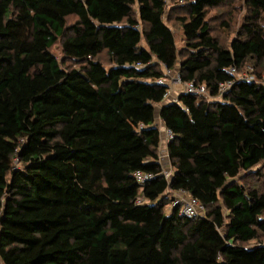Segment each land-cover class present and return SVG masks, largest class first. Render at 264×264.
Instances as JSON below:
<instances>
[{
    "label": "trees",
    "instance_id": "obj_1",
    "mask_svg": "<svg viewBox=\"0 0 264 264\" xmlns=\"http://www.w3.org/2000/svg\"><path fill=\"white\" fill-rule=\"evenodd\" d=\"M224 2H187L180 59L167 0H0V264H264L244 244L264 236V190L237 179L264 161V0H243L229 47L208 19ZM179 63L210 97L165 102ZM249 63L260 82L231 70ZM180 190L202 214L165 211Z\"/></svg>",
    "mask_w": 264,
    "mask_h": 264
},
{
    "label": "rangeland",
    "instance_id": "obj_2",
    "mask_svg": "<svg viewBox=\"0 0 264 264\" xmlns=\"http://www.w3.org/2000/svg\"><path fill=\"white\" fill-rule=\"evenodd\" d=\"M190 0H167V8L165 13V22L167 25L172 29L176 41V46L178 50L181 52L180 59L184 56L186 53L185 47H186V39L184 37L183 31L181 29L180 24L177 22L176 17L181 16L184 14H188V11L186 10L185 6L187 5V2ZM138 3H135L134 10L135 12H138ZM247 13V8L244 5L243 0H225V2L220 5L217 8H210L208 10V19L210 21V24L213 27L212 34L218 38L221 45L224 47H229L231 41L236 37L237 32L242 27L244 17ZM75 20L74 16L69 17L68 21L69 23H72ZM53 53L57 56V58L61 61L63 57V51L61 48L60 43H57L52 48ZM105 64H108V57L103 54L102 57ZM69 65H74V63L70 60L66 61ZM67 64V65H68ZM254 63H249L244 69L242 73H245L247 71H253L254 70ZM176 69H180V63L176 67ZM259 72L262 71V68L259 66L257 68ZM263 74V73H262ZM264 75V74H263ZM264 79V78H261ZM183 85L179 84H171V91L172 94L175 95L180 92H182ZM175 91V92H173ZM159 106L156 108V123L160 127L163 126L160 118H159ZM164 137V136H163ZM165 138V137H164ZM165 151L163 150V146L160 147V156H161V163L167 162V165H164V168L169 171V175H172V167L169 164V160L165 158ZM259 172V174H257ZM238 180H242V183H244L246 186L250 188H259L261 190H264V161L260 163L257 167L253 169L251 173H245L242 172V174L237 178ZM184 198H187V194L182 195ZM166 200H167V206L165 211L167 213L170 212L172 202L176 201L177 195L175 196L174 192L168 191L166 193ZM174 199V200H172ZM181 210V207H180ZM203 212V209H201V214ZM259 242H264V236H261L258 240H253L249 243H244L246 246L252 247L258 244Z\"/></svg>",
    "mask_w": 264,
    "mask_h": 264
},
{
    "label": "built area",
    "instance_id": "obj_3",
    "mask_svg": "<svg viewBox=\"0 0 264 264\" xmlns=\"http://www.w3.org/2000/svg\"><path fill=\"white\" fill-rule=\"evenodd\" d=\"M165 69V74L166 77H162L157 79V83L159 84H167L168 85V90L165 93V102H169L168 100L170 99L171 96V84H179L183 85L182 92L180 93H186V94H196V95H204L207 97H210V94L208 92L207 86L205 84H199L196 83L195 81H187L183 82L182 80V74L180 69H174L170 70L167 68ZM233 73L236 74V79L238 80H248V81H261V79H258L254 74L252 73H239L236 68L231 69ZM264 83V81H262ZM234 84V81H228L225 83H222L220 85V95L218 96L219 99H222L223 94L230 89V87ZM179 93V94H180ZM179 94L172 98L170 102H178L179 100ZM160 135L161 137L164 136L163 138L165 143H168L169 141L173 140L175 138L174 132L172 129L167 128L165 126L160 127ZM162 141V139H161ZM161 160V158H160ZM164 175L169 179L171 177V174L169 175V171H167L164 168ZM135 177L137 181L143 185L146 181L151 179L153 177L152 173H144L141 171H137L135 173ZM175 196L177 195L176 201L174 202V205H178L181 207V213L183 215L189 216V217H197L198 215L201 214V209L204 210L203 205L193 196L187 194L185 191L180 190V191H175L174 192ZM187 194V198H184L182 195ZM139 202H142L143 199L139 198Z\"/></svg>",
    "mask_w": 264,
    "mask_h": 264
},
{
    "label": "crops",
    "instance_id": "obj_4",
    "mask_svg": "<svg viewBox=\"0 0 264 264\" xmlns=\"http://www.w3.org/2000/svg\"><path fill=\"white\" fill-rule=\"evenodd\" d=\"M173 92H175V91H173ZM173 94H174V93H173ZM173 94L171 93L170 99L168 100L169 102H170V100H172V98H174V95H173ZM177 95H178V93L175 95V97H176ZM163 138H164V137L162 136V137H161L162 141H161V145H160V147L163 146V150L165 151V152H164V153H165V158L168 159V152H167V144H168V143H165L164 140H163ZM167 162H168V161H167ZM167 162H165L164 164L162 163L163 166H164V165H167Z\"/></svg>",
    "mask_w": 264,
    "mask_h": 264
}]
</instances>
